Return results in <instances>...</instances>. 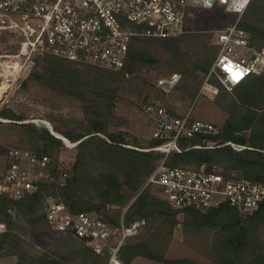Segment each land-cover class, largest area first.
I'll list each match as a JSON object with an SVG mask.
<instances>
[{
    "label": "trees",
    "instance_id": "obj_1",
    "mask_svg": "<svg viewBox=\"0 0 264 264\" xmlns=\"http://www.w3.org/2000/svg\"><path fill=\"white\" fill-rule=\"evenodd\" d=\"M261 13H264V0L260 4L253 0L241 20V26L257 46L264 44V16H259ZM203 33L189 30L167 38L134 36L121 69L48 53L34 55L31 80L77 96L93 110L90 119L73 118L79 124L75 128L53 124L56 132L72 142L80 141L74 146L76 156L72 165H62L59 159L62 150L68 147L67 143L52 134L43 123L12 122L18 128L22 146L51 157L54 174L61 165L68 169L67 184L60 190L70 210L97 212L116 230L121 228L122 221L126 225L146 221L140 232L128 237L120 249L126 264H131L138 256L160 264H201L191 258L167 257L178 224L183 242L204 253L214 264H264V201L249 214L228 204L205 210L192 206L175 208L158 194L159 190L153 184L146 185L148 177L165 157L170 166L197 167L207 163L226 173L235 170L241 176L264 182V76L250 75L232 93L218 83L220 92L215 101L228 114L222 131L180 137L177 144L181 150L173 149L169 153L159 149L142 150L146 147L137 141L129 142L124 132L108 129V114L127 78L131 81L140 65L159 61L151 49L137 44L143 40L170 50L171 68L182 74V82L179 81L175 88H184L191 100L197 97L219 46L216 45L217 51L206 50L195 60L180 51L185 39L192 36L199 39ZM258 38L262 39L260 44H257ZM204 47L209 45L205 43ZM128 74L132 77H127ZM213 81L217 82L216 79ZM104 100L109 103L105 105ZM0 116L18 121L25 119L24 115L10 109L0 111ZM165 142L163 138L154 137L147 148L162 146ZM208 142H214L213 146ZM7 153L6 145L0 143V156L6 161ZM56 188L55 182L42 180L39 188L24 197L0 196V224H5V229L0 232V257L16 256L17 264H107V253H97L72 233L64 234V252L39 250L27 237L28 229L51 230L44 198Z\"/></svg>",
    "mask_w": 264,
    "mask_h": 264
},
{
    "label": "built area",
    "instance_id": "obj_2",
    "mask_svg": "<svg viewBox=\"0 0 264 264\" xmlns=\"http://www.w3.org/2000/svg\"><path fill=\"white\" fill-rule=\"evenodd\" d=\"M252 1L248 0L241 7L242 0H212V6L208 8L203 0H0V33L16 36L21 47L15 55L18 58L48 53L121 69L134 36L167 38L189 31L185 24L187 19L195 16L192 6L233 12L237 14V20L215 31L219 51L196 97V101L200 98L213 100L220 92L218 83L233 91L250 75L264 73V44H253L249 32L241 26L242 17ZM0 58L3 59L0 63L5 65L17 64L13 63V58L5 59L4 55ZM236 72L242 74L239 80L233 78ZM180 79L181 74L176 72L161 77L157 86L162 95L145 104V110L156 119L154 137L166 142L142 150L159 149L169 153L173 149L181 150L177 144L180 137H192L197 132H220L215 124L194 119L191 113L176 116L168 110V96ZM213 143L208 142L209 146ZM51 161L48 155L10 148L6 168L0 171V196L21 198L39 188L42 180L55 182V191L44 198L51 227L73 233L97 253H107V264H126L120 249L128 237L140 232L146 221L138 220L130 225L122 221L121 228L116 230L97 212L70 210L60 190L66 186L70 172L61 165L54 174L50 169ZM148 184L160 187L175 208L192 206L205 210L228 204L249 214L264 201V182L241 176L235 170L226 173L207 163L195 168L170 166L165 157L148 177ZM4 229L5 224H0V232Z\"/></svg>",
    "mask_w": 264,
    "mask_h": 264
},
{
    "label": "rangeland",
    "instance_id": "obj_3",
    "mask_svg": "<svg viewBox=\"0 0 264 264\" xmlns=\"http://www.w3.org/2000/svg\"><path fill=\"white\" fill-rule=\"evenodd\" d=\"M261 1L262 0H258L259 4ZM191 11L194 12L195 16L186 20L185 28L187 30L204 32V36L199 39L198 36H192V38L188 37L185 39L182 43L180 53L195 60L204 55L206 50L208 52L211 50L217 51V43L214 32L234 23L237 20V14L233 12H226L221 9L205 10L200 9V7L197 6H192ZM259 16H264V13L259 14ZM259 40L261 41L262 39L258 38L257 44L261 43ZM16 41L17 38L15 35L4 32L0 33V55H4L5 59L7 57L8 59L13 58V63H17L14 65H5L3 62L0 63V111L10 109L19 115H24L25 119L18 121L0 116V121H2L0 122V143L6 145L7 150L13 147L32 150L31 148L22 146L23 140H21L18 128L14 126L12 122L34 121L36 123H43L42 121H48L52 124V126L56 123L60 124L64 128H75L79 124L74 122L72 119H90V113L93 108L91 105L86 106V102L84 103V100L77 96L56 91L31 80L29 76L34 67V55L27 59L24 57H15L21 48L19 43ZM205 43H207L209 47L205 48ZM137 44L143 48L151 49L159 58V61L140 65L137 67L131 81L128 82L127 78L126 84L122 85V88L120 89L112 112L108 114V129L122 131L125 133V137L129 142L134 143L137 141L142 146L144 145L147 148L149 140L154 138L157 124L155 117L148 113L144 106L149 99L157 98L162 95L157 86L158 80L161 77L175 72L179 74L181 73L178 70H173L171 68L172 64L169 63L171 52L163 45L148 43L144 40ZM0 59L3 60L2 58ZM4 72L7 74L4 75ZM199 73L201 74V72ZM262 76H264V73ZM127 77H132V74H128ZM181 80L182 77L180 81ZM230 92L232 93L233 91ZM185 93L186 91L184 88H175L172 90L167 99L168 110L176 116H184L191 113L194 119L211 122L215 124L220 131H222L228 116L226 110L221 108L216 103L215 99L210 100L207 98H200L196 101V97L194 100H191ZM104 103L107 105L109 101L104 100ZM67 146L68 147L63 149L60 154L59 159L62 165H72L75 161L76 150L74 146L68 144ZM6 162V158H3L1 155L0 171H3L6 168ZM187 167L195 168V166ZM50 169L52 171V165L50 166ZM154 187L157 191L159 190L158 194L164 196L160 187ZM180 228L181 226L177 225V233L180 232ZM176 232L175 236L177 234ZM66 233L71 232H61L54 230L53 228H51L50 231L28 229L27 237L34 242L39 250L64 252V234ZM190 248L184 246L182 242L176 238L168 253V257L196 256L199 259H193L199 263H209L207 260L210 261L211 259H209L204 253L192 248L196 251L195 253ZM210 262L212 263L213 260ZM0 264H17V257H0ZM134 264L160 263H149L146 258L142 257Z\"/></svg>",
    "mask_w": 264,
    "mask_h": 264
},
{
    "label": "crops",
    "instance_id": "obj_4",
    "mask_svg": "<svg viewBox=\"0 0 264 264\" xmlns=\"http://www.w3.org/2000/svg\"><path fill=\"white\" fill-rule=\"evenodd\" d=\"M178 225H180V224H178ZM181 226V225H180ZM177 230V229H176ZM182 231H181V228H180V232L179 233H177L176 234V236H175V238L173 239V241L171 242V245H170V247H169V249H168V251H167V257H168V253H169V251H170V249H171V246H172V244H173V242H174V240L176 239V238H178L179 239V241L180 242H182V244L184 245V246H186V247H188V248H190V246H188L187 244H185L184 242H183V238H182V233H181ZM190 249H192V248H190ZM195 253H196V251L194 250V249H192ZM139 258H142V256H138V257H136L132 262H131V264H134L135 262H137V260H139ZM143 258H146V257H143ZM169 258V257H168ZM174 258H191V259H193V258H195V259H199L198 257H196V256H193V257H181V256H175V257H172L171 259H174ZM148 261H149V263H157V262H154V261H152V260H150V259H148V258H146ZM207 260V259H206ZM211 261V260H210ZM209 260H207V262H209L208 264H214L213 262L211 263ZM202 264H207V263H204V262H202Z\"/></svg>",
    "mask_w": 264,
    "mask_h": 264
},
{
    "label": "water",
    "instance_id": "obj_5",
    "mask_svg": "<svg viewBox=\"0 0 264 264\" xmlns=\"http://www.w3.org/2000/svg\"><path fill=\"white\" fill-rule=\"evenodd\" d=\"M51 131L52 134H54L56 137L62 138L68 145H77L80 141L76 142V143H72L71 140L67 137H65L64 135L56 132L52 126V124L48 121H42Z\"/></svg>",
    "mask_w": 264,
    "mask_h": 264
},
{
    "label": "clouds",
    "instance_id": "obj_6",
    "mask_svg": "<svg viewBox=\"0 0 264 264\" xmlns=\"http://www.w3.org/2000/svg\"><path fill=\"white\" fill-rule=\"evenodd\" d=\"M204 6L210 8L212 6V0H203ZM248 0H242V5L241 7H243V5L247 4ZM237 11L241 10V9H236Z\"/></svg>",
    "mask_w": 264,
    "mask_h": 264
},
{
    "label": "snow or ice",
    "instance_id": "obj_7",
    "mask_svg": "<svg viewBox=\"0 0 264 264\" xmlns=\"http://www.w3.org/2000/svg\"><path fill=\"white\" fill-rule=\"evenodd\" d=\"M241 75L242 74L240 72H236V73L233 74V78L236 79V80H239Z\"/></svg>",
    "mask_w": 264,
    "mask_h": 264
}]
</instances>
